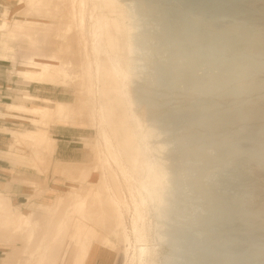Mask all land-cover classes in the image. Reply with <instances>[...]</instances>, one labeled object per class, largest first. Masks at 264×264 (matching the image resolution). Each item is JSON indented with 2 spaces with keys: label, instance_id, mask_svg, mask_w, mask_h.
<instances>
[{
  "label": "rangeland",
  "instance_id": "rangeland-1",
  "mask_svg": "<svg viewBox=\"0 0 264 264\" xmlns=\"http://www.w3.org/2000/svg\"><path fill=\"white\" fill-rule=\"evenodd\" d=\"M1 1L4 7L0 23L6 11L7 21L12 15L9 10L12 0ZM119 1L132 10L136 28L132 56L137 63L136 75L134 73L132 85L124 89V101L129 104L131 98V128L136 127L138 116L144 127H152L158 135L145 142L142 152L164 145L165 149L158 155L167 173L163 186L168 193L160 217L155 215L150 201L141 203L137 191L139 174L130 172L132 163L124 155L128 150L124 143L129 135L115 126L112 131L120 133V142L114 133L108 134V138L105 135L107 125L102 112L107 107L103 106L102 111L101 105L108 97L101 93L94 51V44L101 47L105 39L97 38L94 42L90 31L84 32L81 28L88 30L89 26L95 28L94 25L76 22L75 26H79L76 38L66 40L65 45L69 44L78 71L83 73V86L77 82L74 83L76 87H71L76 89L77 99L81 91L87 100L80 102L86 106L81 110V122L76 127L89 130L86 131L89 137L83 139L88 152L84 162L89 165L76 172L80 179L79 172L85 170L84 181H79L81 186L89 184L85 179L88 174L97 176L101 192L97 195L98 201L108 209L109 220L107 229L102 232L117 243L115 251L102 247L112 256V264H139L137 257L141 245L147 249V256L154 254L151 264H264V0ZM17 2L21 5V0ZM33 6H21L20 13H16L18 18L29 17L37 22L40 15ZM99 10H95L96 16ZM62 15H67L65 7ZM18 18L14 17L9 23L14 25ZM64 21L69 23L67 19ZM97 27L101 36L103 31L110 29L101 22ZM17 28H26L36 34L40 26L24 21L18 22ZM80 32L85 36L81 38L82 43L77 36ZM27 40L34 41L35 36ZM27 40H14L1 33L0 51L15 54L19 60L34 51L38 59V49L33 45L30 49ZM3 45H9L14 51L5 50ZM86 52L88 59L91 55L93 60L90 78L85 75L89 70ZM7 75L8 78L16 75L14 65ZM16 76L18 81L20 77ZM29 81L20 80L18 85L29 86ZM60 92L63 95L60 100L73 99V94L65 90ZM112 92L105 87V93ZM25 94L30 93L21 96ZM33 98L35 100L34 95ZM23 104L24 107L28 105V110L40 105L35 101ZM26 121L32 127L22 131L37 132L40 127L46 128L44 124ZM64 125L71 124L65 122ZM120 144L127 148L118 147ZM3 152L1 157L7 159V151ZM152 156L153 153L149 160ZM63 178L66 180V175ZM74 184V192L82 196V188L76 189ZM45 189L48 188L45 186ZM70 189L69 183L59 193ZM36 199L42 201L41 197ZM71 200L70 209L75 203ZM21 207L23 211L31 209ZM113 213L121 218L122 226L119 223L114 227L120 218L115 216L117 221L113 222ZM139 218L143 221L139 223L140 232H136L135 223ZM57 220L65 223L71 221V217H57L56 224ZM6 230L11 231L9 226ZM63 231H58L56 237L63 238ZM20 233L10 237L1 234L0 241L13 239ZM121 233L128 237L130 248L126 256V243L120 240Z\"/></svg>",
  "mask_w": 264,
  "mask_h": 264
},
{
  "label": "crops",
  "instance_id": "crops-1",
  "mask_svg": "<svg viewBox=\"0 0 264 264\" xmlns=\"http://www.w3.org/2000/svg\"><path fill=\"white\" fill-rule=\"evenodd\" d=\"M3 7L4 4L0 0V12ZM20 8L21 5L16 0L10 3L9 10L12 12L9 17L10 22L14 17L18 18L16 13ZM27 19L32 20L29 17ZM25 20L26 17L18 18L14 25L8 21L9 32L17 31V23ZM6 35L14 40L28 39L15 38L7 33ZM32 43L33 41H30V49H33ZM3 46L5 50L14 51L9 45ZM34 54L33 51L19 60L15 54L7 55L0 51V196L3 203L9 204L10 208L19 209L21 214L32 221L42 218L39 220L44 221V225L39 228H26L17 237L0 241V264H62V262L112 264V256H108L106 248L102 247L104 245L112 251L116 250V241L102 232V229H107L108 223L102 222L97 213L88 211L92 199L100 189L97 176L88 174L85 179L89 184L81 186L79 181H84L85 170L79 172L82 176L80 179L76 172L80 171L79 168L89 165V162H84L88 152L83 142L85 137H89L86 133L89 130L76 127L81 121L75 125L71 124L72 126L64 125L65 122L57 123L54 111L53 114L51 113V121L54 122L48 127H40L41 130L37 132L27 129L22 131L32 127L26 120L34 122L22 111L28 106L22 105V102L28 103L25 101L26 97L34 95L35 102L40 103L38 107L48 108L51 111L57 103L64 104L65 110L68 111L74 108L77 102L74 87H60L40 82L37 85L35 81H29L28 83L31 82L29 86L18 85V81L26 80L23 73L33 69L32 61L37 59ZM13 65L16 75L20 77L18 81L16 75H10L9 78L7 75L13 70ZM62 90L73 94V99L60 100ZM26 92L30 94L21 96ZM18 98H22V101ZM43 100L48 101L49 104H44ZM85 106L82 105L78 109L80 120L81 110ZM91 123L92 126L95 124L93 119ZM3 151H7L5 156L8 160L1 157L5 153ZM86 169L88 170L89 167ZM63 175H66V180ZM69 183L71 189L59 193V190L68 187ZM73 184L76 189L82 188V196L74 192ZM45 186L48 189H45ZM39 197L42 200L40 202L36 199ZM71 199L75 203L70 209L68 205ZM81 205L82 211H75V207L79 208ZM21 206L31 209L23 211ZM69 215L71 217L69 222L60 223L58 220L57 224L54 222L57 217L65 218ZM60 228L63 229L58 230ZM5 230L3 229L2 236L16 235L12 229L9 230L10 232ZM62 230H64L63 238H57L58 231ZM29 237L33 238L29 239ZM62 244L64 246L60 248Z\"/></svg>",
  "mask_w": 264,
  "mask_h": 264
},
{
  "label": "bare ground",
  "instance_id": "bare-ground-1",
  "mask_svg": "<svg viewBox=\"0 0 264 264\" xmlns=\"http://www.w3.org/2000/svg\"><path fill=\"white\" fill-rule=\"evenodd\" d=\"M14 1L15 0H12V2ZM28 4H33V7L37 8V11L40 15L37 22L31 21L29 19L25 20L26 24H36L40 26V28H37L36 34H32V32L30 30H27L26 28L23 30L22 28H17V31L9 32L8 21L6 18L7 11L5 13V18H3L0 23V32L2 33V35H6L7 33L15 38L23 37L26 39L31 36H35V40L33 41L32 45L38 49L39 55L37 60L32 61L33 69L23 73V76L26 77V80L28 81H38L42 84H52L60 87L75 86L74 83L78 82L81 86H83V73L78 71L79 66L76 64V62H74L72 58L74 54H72V52L69 50V44L68 46L65 45V41L71 39L73 36L76 38L75 33L79 28V26H75L76 22H81L82 24L86 23L87 25H94L95 28L89 26L88 30L81 27L84 32L90 31L91 37L94 39V42H96L97 38L105 39V42L101 44V47H99L97 44H94V51L97 57V78L102 85L101 93L105 94V98L108 97L103 100L101 109L103 111L106 107L107 109L111 107L108 110L110 112V115H107V109H105L106 111L104 110L107 114H105L104 111L102 112V116H104L105 118L104 122L107 125L105 135L107 137L108 134L113 135L114 131H117H112L114 129H112L113 126L120 128V130L118 131L122 132L125 130L126 134L129 135L127 136L128 138L126 137L128 140L124 138L126 140V143L123 142L128 146V148L127 146H123V143H121L123 145L120 144V146L118 147L123 146V148L126 147L128 149L125 151L126 154H124L126 157H129L128 160H130L131 162H129L132 163V166L130 165L131 167L128 166V168L130 167L129 170L132 174H139L137 191L139 197H141V203H145L146 200L150 201L154 205L153 211L155 212V215L160 217L162 208L164 207L165 203L164 200L167 196L168 191H165L163 186L167 173L165 172L162 159L158 154H161V152L165 148L163 147L164 145L161 144L159 145V147L157 146V149H155L154 147L147 152H142V149H144L146 145L145 142H149L150 139L157 138L158 135H156L155 130L152 127H144L143 122L138 116L135 125L136 127H132V129L130 122L132 119V114L131 109L129 108V105L132 104L131 98L129 100V104L124 101L126 99V92L124 89L128 84L132 85L131 83L133 82L136 75L134 71H136L135 67L137 64L136 59L132 58V56L135 54L133 48V36L136 30L135 25L133 24L132 10L126 8L119 0H21L22 7L23 5ZM63 7L67 9L66 16L62 15ZM98 8L100 9L99 16H96L95 10H97ZM64 19H67L69 23H66ZM99 22H101V25L106 28L110 26V29L103 31L102 36L100 33H98L99 30L97 27V23ZM84 32L77 33L80 43H82L81 38L84 36ZM71 33L74 34L71 35ZM88 55L89 54L87 53L85 58L86 63L89 62V72L87 71L85 75L87 76V78H90V71L93 60L91 59V55L88 59ZM105 87H108L111 91L114 92L110 94L105 93ZM25 101L34 102L35 100L33 97L28 96L25 98ZM77 101L78 102L74 105V108L68 111L65 110L66 106L62 103H57L54 106V110L52 111L44 107H34L30 110L23 108L22 111L24 114L30 116L38 125L44 124L45 127H47L48 123L51 121V113L53 114L54 111L56 112V115L54 117L57 123L68 122L72 125H75L77 122L81 121L78 111L79 107L82 106L80 102H87L84 92H79ZM43 103L46 105L49 104L46 100H43ZM115 117L117 118L116 120ZM143 129L145 130L143 131ZM140 131L143 132L140 133ZM119 134L114 133V135L118 137L116 139L117 141L119 139ZM142 134L143 137H140ZM124 139L122 140L125 141ZM123 148L119 149L125 150ZM109 151L111 152V150ZM152 153L154 156H152V158H150L149 160V156ZM128 160L127 163L130 164ZM104 188L105 187H103L104 191L102 193L106 192V189ZM99 192L100 189L96 192L94 199H92L88 211L95 212L100 215L102 222L107 224L109 222V220H107L108 217L106 216L108 215V209L103 207L102 203H99ZM96 202L99 203V205H97ZM82 209V205L79 206V208L75 207V211H82ZM15 211L17 210L9 209L6 204L1 202L0 198V230L3 231V229H6V226H9V228L13 230L14 234H16L24 231L29 227L39 228L44 225V221L39 220L42 218H39L36 221H32L25 215ZM115 216L116 215L114 214L113 218V215H111V217L114 219L113 222L115 221L116 223L117 219H119L120 217L118 218V216H116L117 219H115ZM111 221L112 219L110 220V224ZM120 221L115 225L112 222V225H114L115 227L117 226V224L121 223L119 225L122 226L123 223L122 221ZM142 221L143 218H139V220L136 221V232H140L139 223H142ZM2 233L3 232H0V236ZM119 236L121 235L119 234ZM32 238L33 237H29V239ZM120 238V240H123V242L126 243V247L124 249L126 256L130 248L128 237L123 233ZM147 252L148 251L144 245H141L138 248L137 258L139 260V264H144L145 261H147L148 264H151L153 262L154 254L150 253L147 256Z\"/></svg>",
  "mask_w": 264,
  "mask_h": 264
}]
</instances>
